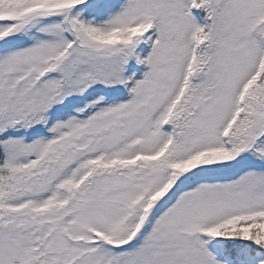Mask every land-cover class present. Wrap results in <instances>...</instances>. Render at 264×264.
Wrapping results in <instances>:
<instances>
[{
    "label": "snow or ice",
    "instance_id": "6c2138e0",
    "mask_svg": "<svg viewBox=\"0 0 264 264\" xmlns=\"http://www.w3.org/2000/svg\"><path fill=\"white\" fill-rule=\"evenodd\" d=\"M0 264H264V0H0Z\"/></svg>",
    "mask_w": 264,
    "mask_h": 264
}]
</instances>
